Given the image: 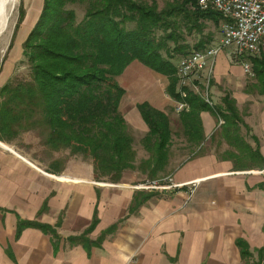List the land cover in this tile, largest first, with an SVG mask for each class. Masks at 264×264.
Masks as SVG:
<instances>
[{"label": "trees", "instance_id": "trees-1", "mask_svg": "<svg viewBox=\"0 0 264 264\" xmlns=\"http://www.w3.org/2000/svg\"><path fill=\"white\" fill-rule=\"evenodd\" d=\"M76 5L82 7L80 17ZM23 16L19 7L14 30ZM220 21L215 9H200L197 0H171L160 8L155 0H41L36 19L20 43L27 76L9 77L0 85V139L7 141L20 131L36 130L46 149H67L89 158L94 178L114 182L127 169L153 177L163 170L172 133L163 110L147 101L136 102L147 126L140 142L148 156L134 165L132 138L118 110L124 90L115 77L136 60L165 77L164 92L170 99L187 105L177 119L190 147L203 141L199 112L209 111L222 120L221 134L228 143L241 149L242 120L230 95L224 93L219 103L210 105L185 86L180 87L185 91L178 92L175 76V63L181 56L216 42L209 31L200 35L206 23L219 29ZM190 33L198 34L191 47L184 38ZM258 53L239 58L251 62L254 86L264 94V52ZM229 158L234 167L245 166L246 158L264 164L256 148L248 155L239 152ZM48 165L51 171H46H59L57 160ZM94 223L93 218L85 231ZM24 226L49 233L53 246L59 240L52 226L33 220L17 219L15 232ZM67 239L90 243L84 234ZM237 245L240 257L246 259L250 255L246 243L239 239ZM262 248L250 264H264Z\"/></svg>", "mask_w": 264, "mask_h": 264}, {"label": "crops", "instance_id": "crops-1", "mask_svg": "<svg viewBox=\"0 0 264 264\" xmlns=\"http://www.w3.org/2000/svg\"><path fill=\"white\" fill-rule=\"evenodd\" d=\"M29 17L30 11L24 27ZM232 60L231 50L216 54L210 92L214 103L224 93L234 100L241 149L221 134L223 122L217 138L216 118L200 111L204 139L198 149L214 143L220 150H195L171 169L177 184L196 181L189 195L186 186L132 188L136 173L127 171L114 182L62 175L51 180L42 167L0 148V264H250L240 257L237 240L250 250L264 241V189L257 186L263 178L234 167L229 156L256 148L264 159V94ZM137 193L150 195L133 197ZM17 219L52 226L58 242L53 246V237L34 226L16 233ZM80 234L90 243L67 239Z\"/></svg>", "mask_w": 264, "mask_h": 264}, {"label": "rangeland", "instance_id": "rangeland-1", "mask_svg": "<svg viewBox=\"0 0 264 264\" xmlns=\"http://www.w3.org/2000/svg\"><path fill=\"white\" fill-rule=\"evenodd\" d=\"M149 1V0H148ZM171 0H155L157 7H162L165 3L170 2ZM41 6V0H14V3L7 15V24L5 29L0 34V85L9 77L18 76L26 78V64L21 61L22 56L20 54L21 47L20 43L25 37V34L32 26L36 16L39 12V8ZM22 8L24 12V16L22 21L20 22L18 28L14 30V23L17 19L18 9ZM77 17H80L82 13L81 6H74ZM30 11L31 20L25 27L23 26L24 20L27 16V13ZM24 27V28H23ZM210 32L213 39L217 41L219 38V29L216 26L211 25L210 23H206V27L203 28V31L200 36H204L206 32ZM185 41L189 44V47L198 39V34L194 35V33L185 34ZM231 50V46H226L221 50ZM220 50V51H221ZM264 52V49L259 51L257 56ZM245 54L243 53L241 57L245 58ZM233 55V54H232ZM231 55V57H232ZM233 60L230 62H236L240 64L239 54L232 57ZM237 59V60H236ZM246 60V59H245ZM244 61V60H243ZM248 64L251 70V62L249 60ZM213 62H209L207 67H210L211 73L213 71ZM242 68V67H241ZM246 75V80L253 81L254 77L253 73H250V76ZM119 86L123 88V94L120 97L118 110L122 115L123 120L127 125V131L131 135L132 138V148L134 150V165L136 166L141 159L147 158L148 152L143 148L140 139L144 135L145 127L147 128L144 122L141 124L142 120L139 113H136L133 107L136 102L147 101L157 104L158 106L163 107V111L167 114L169 119V125L171 128V144L168 148V155L166 159V163L161 172H158L153 177H146L144 173L137 169H127L124 171L134 172L136 173V180L142 179H152V178H161L167 176L171 169L180 163H182L185 159L190 158L195 150L196 151H204L207 148H212L214 150H220V146H214V143H210V145H203L198 149L199 145L191 146L188 145L181 133V128L177 119V111L174 109V100L170 99L166 93L164 92V87L166 84V79L164 76L159 75L158 73L150 70L145 67L141 63L136 60L131 61L123 71L115 77ZM210 81L211 75L209 78L208 84V97L211 102H207L203 97L204 101L210 105H212L215 101L213 94L210 92ZM258 82H256L257 84ZM258 85V84H257ZM195 94H199V92H194ZM231 97V96H230ZM182 103V102H180ZM184 105V103H182ZM185 106H187L185 104ZM139 118L140 121H136ZM220 119V118H218ZM221 120V119H220ZM130 122V123H129ZM138 122L140 126L137 124H131ZM142 122V121H141ZM222 123V120L220 121ZM220 123V124H221ZM217 118L215 119V127L214 134L218 138V125ZM36 130H27L20 131L16 136L10 138L9 140H1L0 148L13 152L16 156H21L27 159L30 163L36 164V166L42 167L45 171L49 170L50 167L48 165L52 160H57L59 165L58 172H48L50 179L55 180V177L58 175H62L64 177H74L81 180H95V181H107L103 178H94L92 175V166L89 158H86L80 154H70L67 149H61L58 151H51L46 149L39 141V138L36 136ZM212 140V137L211 139ZM208 141V139H207ZM197 147V148H196ZM196 148V149H195ZM231 160V158H229ZM263 159V158H262ZM264 160V159H263ZM238 168L246 169L247 172H252L256 175L262 176L263 180L257 183V186L264 189V164L260 165L255 161H248L245 159V166L240 165ZM51 171V170H49ZM119 180V179H118ZM133 181L132 183H134ZM131 183V182H130ZM263 247L264 241L261 246L254 247L248 249L250 255L246 256V260L249 262L257 259V250ZM262 248V251H264Z\"/></svg>", "mask_w": 264, "mask_h": 264}, {"label": "built area", "instance_id": "built-area-1", "mask_svg": "<svg viewBox=\"0 0 264 264\" xmlns=\"http://www.w3.org/2000/svg\"><path fill=\"white\" fill-rule=\"evenodd\" d=\"M208 1L216 2V12L221 16L219 22V38L204 49H193L181 56L175 63V76L177 78L178 92L185 91V86L191 92H199L206 101L208 97V84L211 69L207 67L213 62L216 54L224 47L231 46V55L243 53L255 54L264 49V0H197L200 9L208 8ZM244 73L250 76L248 62L241 61ZM187 107L174 100V109L179 112ZM220 124V120L217 119ZM196 184L195 180L183 185L175 183L171 176L161 178H148L137 180L130 186L138 189L167 188L186 186L189 195Z\"/></svg>", "mask_w": 264, "mask_h": 264}, {"label": "bare ground", "instance_id": "bare-ground-1", "mask_svg": "<svg viewBox=\"0 0 264 264\" xmlns=\"http://www.w3.org/2000/svg\"><path fill=\"white\" fill-rule=\"evenodd\" d=\"M13 3H14V0H0V34L6 27L7 15H8L9 10L11 9ZM198 4L200 5V2H198ZM208 8H212V9L216 10V2L215 1H208ZM30 17H31V14H30ZM30 17L27 19L28 21L31 20ZM180 104H182V103H180Z\"/></svg>", "mask_w": 264, "mask_h": 264}]
</instances>
